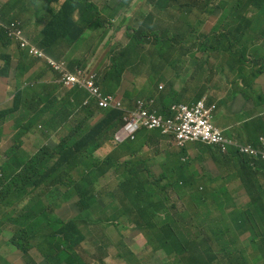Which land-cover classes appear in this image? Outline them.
Instances as JSON below:
<instances>
[{"label": "clouds", "instance_id": "clouds-1", "mask_svg": "<svg viewBox=\"0 0 264 264\" xmlns=\"http://www.w3.org/2000/svg\"><path fill=\"white\" fill-rule=\"evenodd\" d=\"M45 1L46 5L41 9L40 4L32 0L34 12L21 21L22 14L14 20L12 17L18 9L22 11V8L15 6L17 0H0V32L8 40L7 46L0 42V73L6 74L0 75V111L12 108L5 116H0V132L4 140L11 134L20 135V142L29 152L41 153L47 163L54 164L48 193L55 198H40L32 201L33 204H44L53 218L76 221L84 237L79 251L86 264H93L84 254V245L89 242L87 233L106 227L117 230L122 236L125 232L137 233L143 245L138 244L136 247L147 252L158 264H233L237 259V251L233 246L217 247L220 239L213 227L211 231L205 228L197 230V234L202 235L199 243L206 245L203 255L198 249L199 245L197 249L189 244L184 247L172 248L166 245L162 249L154 248L138 230L140 222H128L127 217H120L118 224L113 214L106 218L101 208L96 209L94 214L90 210L82 211L81 198L77 202L79 213L71 218L63 215L54 217L55 209L65 200L84 194L86 183L80 179L87 171L85 161L88 150L80 144V131L76 130L73 134L65 132L69 125L67 120L57 125L56 132L44 124L33 127L34 122L30 126L27 124L38 112L44 111L43 106L52 97L70 91L78 94L83 106L96 102L98 108L123 112L122 124L110 129L111 139L118 143L134 141L139 134L148 137L159 132L169 136L172 131L175 139L172 145L175 148L169 150L170 156L179 157L168 156L162 169L153 168L156 176L153 178L158 182L154 186L158 189L166 188L160 193L161 197L169 198L170 208L172 204L180 211L187 207L188 200L181 202L176 189L178 186H185L187 191L186 185L176 181L168 187L162 181L163 175L168 173L174 162L185 167L189 180L198 177L221 178L219 188L226 189L230 198L229 201L223 199L222 202L228 206L229 211L233 212L237 206L250 203L244 216L236 220L238 237L240 241L248 242L250 253L256 251L258 264H264V47L257 29L260 26L264 30V15L261 11L247 4L242 6L241 15L252 28L239 35L228 17L215 13L201 15L198 12V5L214 0H177L182 9L193 7L191 23L200 16L202 25L198 26L196 21V24H192L197 28L184 27L180 20L182 14L178 11L181 14L177 21L180 24L178 35L171 40L158 36V45L156 35L138 44L137 50L147 57L141 61L132 54L120 55L129 39L126 38L123 44L115 38L116 34L123 32L120 25L125 13L124 6L118 0L114 1V7H111L110 2L97 5L88 0L98 10L97 14L90 15H81L79 10L67 5L66 0H61L58 7L56 0ZM80 1L72 2L77 4ZM230 1L232 0H215V5L210 3V7ZM135 2L140 0L133 1L132 4ZM132 4L130 7H133ZM146 5L148 7V2ZM64 6L70 12L63 13ZM245 6L249 9L243 11ZM113 13H116L114 18L107 16ZM146 14L147 11L141 12L143 20ZM152 14H157L155 9ZM95 17L101 23L100 27L95 26ZM162 19L164 18H161V23ZM30 20L38 26L31 38L26 39L21 24ZM61 20L73 23L78 38L64 35L54 48H39L34 37L42 36L50 22ZM210 20L213 21L210 30H203ZM116 22L117 25L113 24ZM19 34L25 44L17 40ZM249 52L251 55L242 65L243 56ZM143 64H148L146 75L139 72V67ZM225 72H228L226 79L229 87L225 91H219L220 77ZM231 74L232 79L229 80ZM142 76L144 80L139 84ZM1 89L9 91L2 92ZM19 93H22L20 97ZM17 98L18 108L15 109L13 101ZM84 118L85 115L81 113V117L77 118L78 122H71L77 126ZM116 135L122 136L123 141L116 140ZM167 140L165 137L164 142ZM197 141L210 151L217 150V155L209 157L202 153L189 156L182 152L186 142ZM149 149L153 148L145 151L155 159L156 151L155 156H150ZM231 150L249 160L255 177L256 198L248 197L231 165L216 162V159L218 161ZM101 151H105V154L107 152ZM22 159L26 157L21 158L16 147L11 149L6 143H0V179L1 173L18 176L17 162ZM6 162L10 166H5ZM152 162L150 166L153 167ZM155 168L161 172L160 176ZM66 174L73 181L71 186L62 178ZM116 178L119 180L117 191L109 186H101L100 180L97 191L108 188L118 199L122 197L120 199L130 200L127 198L129 191L121 187L124 178ZM3 188L2 183L0 194L4 193ZM16 199L24 202L23 198H0L1 201ZM48 202H56L57 205L48 208ZM202 210L203 208H198V211ZM85 212H88L87 216H83ZM21 214L20 210L16 217L0 213V264H49L47 258L51 247L47 242L32 241L23 250L14 237L16 232L24 229L23 223L17 221ZM78 217L81 219L77 220ZM6 226L15 227L16 230L5 229ZM125 249L117 251V260L123 264H144L135 249L130 246ZM105 261L106 259L100 258L98 264H105Z\"/></svg>", "mask_w": 264, "mask_h": 264}, {"label": "trees", "instance_id": "trees-1", "mask_svg": "<svg viewBox=\"0 0 264 264\" xmlns=\"http://www.w3.org/2000/svg\"><path fill=\"white\" fill-rule=\"evenodd\" d=\"M73 0H66V4L71 8L79 10L81 15L97 14L98 10L88 0H81L74 4ZM136 0H119L124 6V16L120 28H122V36L124 42L126 38L129 43L126 48L120 51V55L124 56L132 54L141 61L147 57L137 50V45L146 39L157 37V45L159 37H172L178 35L179 31L172 32L163 30L159 25L161 18H167L171 15L181 12V22L184 27L197 28L191 23L193 16V7H182L177 0H140L148 2L149 11L141 17L142 6L130 8V5ZM250 5L258 8L264 15V0H232L230 2H221L217 7H210V1L198 5L197 10L201 15L220 14L228 17L235 25L236 32L240 35L252 27L247 24L241 15L243 5ZM153 9L156 15L152 14ZM63 13L70 12L66 6L62 9ZM116 13L108 14L109 18H114ZM198 26L202 25L201 17L195 18ZM264 29V28H263ZM24 37L25 32H24ZM70 36L74 39L78 35L74 29V25L70 20H61L50 22L42 32V36H35L34 41L39 48H54L59 39L64 36ZM258 35L264 47V30L258 26ZM31 38V35L29 39ZM27 39V38H26ZM0 42L8 45L7 38L0 32ZM163 60V59H162ZM4 76L5 73H0ZM118 88V87H117ZM22 93H19V97ZM17 99L13 101V108L17 109ZM62 103L56 108L59 115L60 123L71 119V115L83 113L85 118L77 124L76 130L80 131L82 141L80 144L87 148L85 167L87 171L80 181L86 183L84 187V198H81L80 206L82 211L90 210L93 214L96 209L101 208L106 218L114 215L117 223H120V217H127L128 222L138 221L137 225L146 237L148 243L154 248L162 249L166 245L172 248L184 247L189 244L188 237L185 233L186 229H207L211 231L212 227L217 232L220 241L225 246H233L237 251V259L233 264H258V254L255 250L249 252L248 242L239 240L236 220H240L249 207L250 203L237 206L231 212L225 206L223 199L229 201L227 190L219 188V180L196 178L189 180V174L185 167L179 162H174L168 173L163 175L162 181L166 186L170 187L174 183L180 182L186 185L178 186L181 202L188 200L187 207L180 211L175 204L169 207V198H162V193L166 188L158 189L156 185L154 167L162 169L168 156H170L169 147L175 141L173 132L170 131L169 136L156 132L150 136L139 134L134 141H126L118 143L111 139L112 132L110 129L122 124L123 112L117 110H108L106 108H98L97 103L93 102L90 106H83L77 93L70 91L62 92L55 95L49 102ZM68 108V110H67ZM12 111L11 109L0 111V116H5ZM70 121H77L73 118ZM78 122V121H77ZM170 141L169 146L165 145L164 138ZM165 145V146H163ZM147 148H153L156 151V158H151L145 151ZM107 150L105 156H99L98 152ZM185 155L194 156L197 154H206L212 156L210 150L203 146L201 142H186L182 147ZM173 155V158H178ZM123 160V161H122ZM153 164V167L150 166ZM219 161L223 164L231 165L235 174L241 182V187L246 191L249 198H256L255 177L249 160L231 150L228 155H222ZM184 165V164H183ZM113 171L118 178H124L121 187L127 189L130 194L134 190L148 193L150 198H131L123 200L113 195L108 188L97 191L100 177ZM225 180V178H222ZM0 190H2V182L0 179ZM189 196V198H184ZM60 199V198H58ZM198 208H203L198 211ZM20 211L22 214L18 216L17 221L23 223L24 229L16 232L14 237L25 250L30 246L32 241L42 240L50 245V253L47 258L49 264H86L79 249L84 242L76 221L64 220L62 218H53L44 204L34 203L30 205L26 203ZM78 217L77 220H80ZM178 260V259H177ZM20 264V263H16Z\"/></svg>", "mask_w": 264, "mask_h": 264}, {"label": "rangeland", "instance_id": "rangeland-1", "mask_svg": "<svg viewBox=\"0 0 264 264\" xmlns=\"http://www.w3.org/2000/svg\"><path fill=\"white\" fill-rule=\"evenodd\" d=\"M40 4V8L42 9L44 5H46L45 0H36ZM61 0H56L55 4L58 7L60 4ZM97 5H103L105 3H111V7H114V1L116 0H91ZM119 1V0H118ZM138 1V0H137ZM229 1V0H226ZM211 5H215V0L210 1ZM33 3L32 0H17V3L15 6L17 8H22V11L18 9V11L12 15L13 20L16 19L17 16H20V20L23 21L24 18L30 17L32 13L34 12V8L32 7ZM133 7L130 8H136L138 5L142 6V11H149V7H147L146 2H135L132 4ZM246 9H249L248 6H245L243 8V11ZM5 12V11H4ZM180 13H176L174 15H171L167 18L162 19V23L160 24V27L162 29H169L172 30V32H177L179 30L180 25L177 21L180 17ZM192 23L196 24V20L193 19ZM213 21L210 20L206 22V24L203 27V30H210L212 27ZM117 25L116 23H113ZM23 27V30L25 32V36L27 39H29L30 35L34 33V29L38 26L36 22L33 20H30V22H24L21 24ZM95 26L100 27L101 23L97 20V17H95ZM258 29V27H257ZM16 37V35L14 36ZM19 42H23L25 44V40H23L20 36L16 37ZM115 38L120 41L124 42V37L121 34H116ZM15 49V47H13ZM260 51V50H259ZM251 55V53H247L246 55L243 56L242 60V65L244 61ZM242 65L239 67L238 70V75L240 74V71L242 69ZM147 67L148 64H143L139 67V72L141 74L146 75L147 74ZM227 75L228 72H225L221 75L220 81H219V86L218 89L224 87L227 83ZM144 80V76H142L140 83L141 84ZM3 92H8L9 90H3ZM62 103V101L59 102H48L43 106V110L48 116V120L45 122H41L46 127H49V129L53 132H56L57 125L60 124L59 121V115L55 111L57 106ZM68 110V108H67ZM71 119L73 118H80L81 113H76L74 115L70 116ZM35 116L31 119V122L28 123L27 125L30 126L33 124L35 120ZM68 121V126L66 128V133L68 134H73V132L76 131L75 124L72 123L70 120ZM62 133V131H59ZM49 135L51 133H48ZM80 139H82L81 136H79ZM21 136L20 135H15L11 134L9 135L5 140L2 138V132H0V143H6L8 147L11 149H14L15 147L17 148V152L21 158L26 157V159H22L19 162H17V166L19 168V174L18 176H13L12 174H4L1 173V181L4 184L3 188V194H0V198H23L25 203H29L30 205H33L32 201L39 200L40 198H55L53 195L48 193L49 187H50V182L53 177V171H54V164L53 163H47L45 160V157L41 153H36L33 154L29 152L28 148L24 147L23 144L20 142ZM115 139L122 142L123 137L116 135ZM170 140L168 139L165 143V145L169 146ZM163 145V146H165ZM175 148V145H170L169 149ZM150 156H155V150L154 149H149L148 150ZM213 155H217V150L211 151ZM99 156H105V151H99L98 152ZM170 157H173L171 155ZM29 158H32V160H29ZM123 161V160H122ZM216 162H220L219 160ZM5 166H10L8 162L5 163ZM156 170V168H155ZM156 173L158 176L161 175L160 171L156 170ZM62 178L71 186L73 184V181L69 178V176L66 174L62 176ZM101 186H109L112 188V190L117 191L118 190V183L119 180L116 178L115 174L113 172H109L107 175L102 177L100 179ZM140 195V198H148V195L145 191H142L141 194L139 193L138 190H134L133 194H129L127 198H138ZM170 198H175L173 195H168ZM80 198H84L83 194L75 195L71 197L70 199L65 200L59 207L55 209L54 217L56 216H68L69 218L73 217L75 214L79 213V206L77 205V202L80 200ZM122 198V197H120ZM243 201L245 198H241ZM7 205L14 208L15 205L13 203V200L7 201ZM56 202H48L47 207L48 208H54L56 207ZM88 212L83 213V216H87ZM96 219H98L96 216H93ZM5 229L15 231V227H10L6 226ZM188 240H189V245L194 246L195 249H197V246L199 245V250L201 252L205 253L206 250V245L204 243H199L200 239L202 237L201 234H197V230L195 229H186L185 231ZM88 241L85 245V257L90 260L93 264H98V259H106L105 264H123L119 260L115 258V255L118 250L125 251L126 246H130L131 248L135 249L136 252L142 257L143 263L144 264H158L157 261L154 258H151L147 255V252L144 250L138 249L136 245H143V241L141 237H138L137 233L135 232H125V235L122 236L120 232L117 230L111 228V227H106V228H96L94 229L91 233H87ZM124 244H126L124 246ZM225 246L221 241L217 243V247H222Z\"/></svg>", "mask_w": 264, "mask_h": 264}, {"label": "crops", "instance_id": "crops-1", "mask_svg": "<svg viewBox=\"0 0 264 264\" xmlns=\"http://www.w3.org/2000/svg\"><path fill=\"white\" fill-rule=\"evenodd\" d=\"M228 79H232V74L228 77ZM229 87V84L226 83V85L222 88H220L219 91H225L227 90ZM48 120V116L46 115V113L44 111H40L38 112V114L36 115V118L34 120V124L33 126H36L37 124H43L41 122H45ZM45 126V125H44ZM13 203L15 205L14 208L10 207L7 205V201H1L0 200V213H7V214H12L15 217L17 216V212L25 205V203L19 199L13 200ZM35 260H38L37 258H35Z\"/></svg>", "mask_w": 264, "mask_h": 264}]
</instances>
